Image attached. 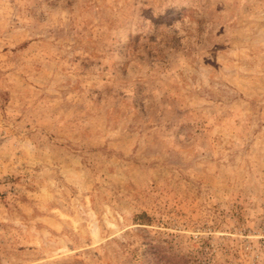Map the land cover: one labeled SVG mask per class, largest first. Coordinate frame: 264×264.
Here are the masks:
<instances>
[{"label": "rangeland", "instance_id": "rangeland-1", "mask_svg": "<svg viewBox=\"0 0 264 264\" xmlns=\"http://www.w3.org/2000/svg\"><path fill=\"white\" fill-rule=\"evenodd\" d=\"M0 264H264V0H0Z\"/></svg>", "mask_w": 264, "mask_h": 264}]
</instances>
